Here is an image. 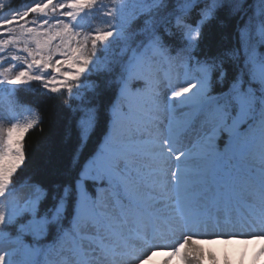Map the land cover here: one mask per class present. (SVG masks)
<instances>
[{
  "label": "snow or ice",
  "instance_id": "1",
  "mask_svg": "<svg viewBox=\"0 0 264 264\" xmlns=\"http://www.w3.org/2000/svg\"><path fill=\"white\" fill-rule=\"evenodd\" d=\"M229 24L235 43L206 50L207 30ZM0 35V52L23 53L0 55V86L66 93L76 141L68 178L45 184L26 172L35 121L0 109V264H39L58 245L72 257L62 264H112L117 249L130 264L165 250L163 264H212L198 237L264 241V0H0ZM253 259L264 264V243Z\"/></svg>",
  "mask_w": 264,
  "mask_h": 264
},
{
  "label": "trees",
  "instance_id": "2",
  "mask_svg": "<svg viewBox=\"0 0 264 264\" xmlns=\"http://www.w3.org/2000/svg\"><path fill=\"white\" fill-rule=\"evenodd\" d=\"M6 3V0H3ZM257 5V10H258ZM131 11V8L129 9ZM107 27L99 20L97 29L104 30ZM235 43L232 27L220 28L216 25L207 30L204 42L206 50L216 51L220 48L231 47ZM116 51V45H114ZM167 69L161 67L159 72L167 73ZM23 87V86H20ZM20 87H17L19 89ZM16 89V90H17ZM18 92L22 103L7 106L8 110L17 115L15 122L25 123L35 121L33 129L26 134L24 141L26 153L29 156L27 173H33L45 184L51 185L63 182L69 175V161L76 150L75 137L67 138L66 131L72 119L69 109L66 107L67 94H51L40 87L20 88ZM17 94V91L14 92ZM11 99L6 98V101ZM102 139V129L88 143L86 148L78 153L81 163H87L92 154L97 151ZM221 147L223 142L221 141ZM142 192V189H140ZM27 188L23 189L22 198L27 194ZM39 256V264H50L52 257L43 252ZM38 256V257H39ZM37 257V258H38Z\"/></svg>",
  "mask_w": 264,
  "mask_h": 264
},
{
  "label": "rangeland",
  "instance_id": "3",
  "mask_svg": "<svg viewBox=\"0 0 264 264\" xmlns=\"http://www.w3.org/2000/svg\"><path fill=\"white\" fill-rule=\"evenodd\" d=\"M55 2V0H54ZM0 38L4 39L6 37L0 35ZM8 49L5 51V54L3 55V57L5 59H10L13 55H23V53L19 50L17 45H8L6 46ZM0 62H3L2 60H0ZM13 63H16V61H13ZM5 67H10V65H7ZM0 79H2V77H0ZM8 91V90H7ZM4 90L3 86H0V95L3 94L4 92H7ZM143 103V100L141 101ZM130 159H132L137 165L139 164H144L142 162H144V159L140 158V157H130ZM249 202V201H248ZM228 219H232V218H238V215L236 213H233L231 216H227ZM133 227H135L134 224H132ZM129 229H133L132 227H130ZM134 230V229H133ZM212 229L210 228L209 231H211ZM199 239H201V247L203 249H205L206 252L208 253H213L215 254L216 260L212 261V264H229V261L233 258H235V254H236V250H235V242L238 239H232L231 241L226 240L225 244H207V238L205 237H198ZM175 239V237H173V240ZM264 243V241H248L247 244H245V249L247 252H249V264H261L260 260H254L253 259V254L254 251L259 247L260 244ZM59 249L55 248V252H58ZM166 251H162L157 253L152 260L153 264H163V261L166 259ZM120 252H122L120 249L116 250L115 253V260L112 262V264H130V262L128 260H126L123 256V254H121ZM69 259L72 258L70 257L69 254ZM74 259V258H73ZM169 264H179V259L177 257H173L171 259V261H169ZM209 264H211V262L209 261Z\"/></svg>",
  "mask_w": 264,
  "mask_h": 264
}]
</instances>
